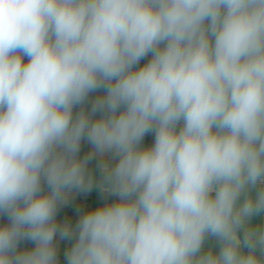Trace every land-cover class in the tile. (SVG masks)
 I'll list each match as a JSON object with an SVG mask.
<instances>
[{
	"label": "clouds",
	"instance_id": "clouds-1",
	"mask_svg": "<svg viewBox=\"0 0 264 264\" xmlns=\"http://www.w3.org/2000/svg\"><path fill=\"white\" fill-rule=\"evenodd\" d=\"M0 217V264H264V0H0Z\"/></svg>",
	"mask_w": 264,
	"mask_h": 264
},
{
	"label": "crops",
	"instance_id": "crops-1",
	"mask_svg": "<svg viewBox=\"0 0 264 264\" xmlns=\"http://www.w3.org/2000/svg\"><path fill=\"white\" fill-rule=\"evenodd\" d=\"M145 61H141V64H143ZM153 142V137L151 135L145 137L144 143L146 145L151 144ZM88 145L84 144L82 146V152L88 150ZM101 193L93 189L92 192L87 194H79L75 196L74 200V207L72 205L62 207L58 213V219L63 222L64 220H68L73 225L75 224L76 220L78 219V213L76 211V208L80 209V212L88 210L89 208H93L95 206H98L100 203H103L104 201L100 199ZM255 220H259V217L255 218ZM7 219L6 217H0V223H6ZM57 243L59 246V264H66V261L64 260V251L70 246V241H60L59 237H57ZM22 246L25 247H31V242H24ZM214 246V241H209L205 247Z\"/></svg>",
	"mask_w": 264,
	"mask_h": 264
}]
</instances>
